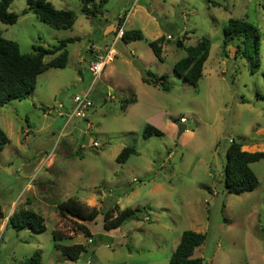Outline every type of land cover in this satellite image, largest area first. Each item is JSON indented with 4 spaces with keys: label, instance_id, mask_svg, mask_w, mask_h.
Instances as JSON below:
<instances>
[{
    "label": "rangeland",
    "instance_id": "1",
    "mask_svg": "<svg viewBox=\"0 0 264 264\" xmlns=\"http://www.w3.org/2000/svg\"><path fill=\"white\" fill-rule=\"evenodd\" d=\"M47 1L74 13L71 29H53L32 12L23 15L26 0L9 7L18 15L15 24L0 23L2 37L24 55L33 53V46L51 49L78 39L66 44L63 69L40 74L27 98L0 109V129L9 140L0 145V264H21L35 254L39 264H169L185 231L205 234L193 252L202 264H264V160L250 165L258 179L254 191L232 195L223 187L232 140L243 143V151L264 153V0H91L89 15L81 0ZM229 19L256 30L259 46L253 43L245 57L236 53L242 37L223 49ZM118 23L121 31L140 30L144 40L124 43L120 31L113 39ZM161 36L159 62L147 42ZM201 38L209 41V56L202 78L191 86L173 73L185 57L175 44L180 40L187 48ZM113 43L114 59L93 83L88 66L97 54L86 51ZM141 69L168 76L169 92L142 83ZM90 88L93 106L85 120L57 115L70 114L73 97ZM131 98L136 101L122 103ZM181 118L190 129L177 138ZM147 125L162 136L144 139ZM126 147L136 154L118 164ZM70 199L101 214L115 206L147 209L141 220L106 232L100 214L90 222L62 217L57 206ZM21 210L41 216L45 231L7 225ZM80 227L94 243L88 244ZM52 232L70 238L67 244L88 245L87 252L67 261L54 249Z\"/></svg>",
    "mask_w": 264,
    "mask_h": 264
},
{
    "label": "trees",
    "instance_id": "2",
    "mask_svg": "<svg viewBox=\"0 0 264 264\" xmlns=\"http://www.w3.org/2000/svg\"><path fill=\"white\" fill-rule=\"evenodd\" d=\"M13 1L15 0H0V23L4 25H13L18 20L17 14L9 12V7ZM81 2L82 12L89 15L91 0H81ZM105 2L106 0H101V4ZM26 3L27 9L22 12L23 15L32 12L40 21L53 29L68 30L74 25L75 15L72 11L56 10L47 0H26ZM99 13L100 11H97V14ZM120 26L118 23V32ZM117 31L116 34L118 33ZM223 34V49L236 37H242L241 47L237 46L236 53L241 52L244 57L248 54V49L253 46V43H255L256 47L259 46L255 28L246 21L229 19ZM120 39L124 43H131L144 40V36L140 30H124ZM76 40L78 39L70 38L59 41L58 45L51 49L33 46V53L24 55L20 53L17 43L4 39L0 31V109L11 101H20L27 98L31 90L35 88L37 77L40 74L50 69H63L66 66L68 57L66 44L73 43ZM164 42L165 38L163 36L147 42L155 59L159 62H162V46ZM175 46L185 50V57L174 64L173 73L189 85L196 86L202 78L204 64L209 56V41L201 38L194 46L183 48L182 42L177 40ZM92 48L90 47L86 52H93ZM50 56L54 58L45 63L44 59ZM141 81L144 84L157 87L163 92H169L168 76L166 75L157 77L150 71L141 69ZM132 102H135L132 98L122 101L125 105ZM142 136L144 139H148L152 136L160 137L162 133L155 127L147 125L142 132ZM8 143L7 136L0 129L1 147ZM243 146V143H235L232 140L225 153L223 187L228 194L241 195L250 193L258 186V179L252 172L250 165L264 160V153L246 152L242 150ZM135 154L136 151L132 147L123 148L116 157V162L123 164L130 156ZM57 209L62 217L68 215L79 222L94 221L100 214L103 217V229L109 232L119 229L130 220H141L142 214L145 213L147 208L120 210L115 206L113 209L101 214L96 208L90 209L77 199H70L66 203L57 206ZM7 225L16 231L27 229L34 234H40L45 231L43 218L37 213L28 210L15 212L10 217ZM80 229L91 239L88 244L94 243L92 240L93 235L82 227ZM99 239H101V236H99ZM52 240L54 249L60 252L69 262H76L82 254L87 252L88 245L67 244L70 238L61 233L52 232ZM204 242L205 234L193 231L183 232L170 257L169 264H202L201 258H193V252ZM39 260L38 254H35L31 259L21 264H39Z\"/></svg>",
    "mask_w": 264,
    "mask_h": 264
},
{
    "label": "built area",
    "instance_id": "3",
    "mask_svg": "<svg viewBox=\"0 0 264 264\" xmlns=\"http://www.w3.org/2000/svg\"><path fill=\"white\" fill-rule=\"evenodd\" d=\"M118 17L120 20H122V18H124L125 20V14H121ZM119 31L121 32V29ZM168 39H170V37H168ZM114 47L115 44L113 43L109 47L105 48L103 51H98L92 48L93 52L97 54L96 59L90 61L88 66V70L91 76L93 77V83L103 73L106 65L113 61L114 56L116 54ZM90 90L91 88L87 92H84L81 95H76L75 97H73L72 102L74 104V107L72 108L71 113L68 114L69 119H73V118H80L84 120L86 119V113L93 106L92 101L90 100ZM179 122L184 124L186 123V120L184 118H181ZM86 129L87 130L91 129V124L89 122H86ZM87 130L84 131V133H87ZM92 145L94 147H98L96 142H93ZM145 220H148V218H145ZM90 242L91 239L88 240V243ZM85 264H90V260H88Z\"/></svg>",
    "mask_w": 264,
    "mask_h": 264
},
{
    "label": "crops",
    "instance_id": "4",
    "mask_svg": "<svg viewBox=\"0 0 264 264\" xmlns=\"http://www.w3.org/2000/svg\"><path fill=\"white\" fill-rule=\"evenodd\" d=\"M117 26H115V27H113L112 29H113V38H114V36L116 35V31H117ZM125 30V27H123V29H122V31L121 32H123ZM118 32V31H117ZM121 40V39H120ZM94 53V52H93ZM93 59H91L90 61H92ZM136 101V100H135ZM66 114H69L68 113V111L66 110V111H64V112H62V113H59V114H57L58 116H60V117H63L64 115H66ZM176 129V128H175ZM243 148H246V146H243ZM242 148V149H243ZM121 210V209H120ZM147 218H148V221L150 220L149 219V217L147 216ZM104 236H107V237H109L108 236V234L107 233H105L104 234Z\"/></svg>",
    "mask_w": 264,
    "mask_h": 264
},
{
    "label": "water",
    "instance_id": "5",
    "mask_svg": "<svg viewBox=\"0 0 264 264\" xmlns=\"http://www.w3.org/2000/svg\"><path fill=\"white\" fill-rule=\"evenodd\" d=\"M176 127H177V138H179L184 132L190 129L189 127H186L182 123L177 124Z\"/></svg>",
    "mask_w": 264,
    "mask_h": 264
}]
</instances>
